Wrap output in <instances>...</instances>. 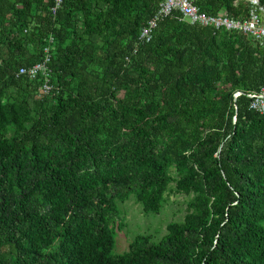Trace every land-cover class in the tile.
<instances>
[{
	"label": "trees",
	"instance_id": "trees-1",
	"mask_svg": "<svg viewBox=\"0 0 264 264\" xmlns=\"http://www.w3.org/2000/svg\"><path fill=\"white\" fill-rule=\"evenodd\" d=\"M162 1L0 0V264H264V46L179 11L141 41ZM46 47L41 94L17 73ZM173 182L183 220L116 253L120 204L159 214Z\"/></svg>",
	"mask_w": 264,
	"mask_h": 264
},
{
	"label": "built area",
	"instance_id": "built-area-1",
	"mask_svg": "<svg viewBox=\"0 0 264 264\" xmlns=\"http://www.w3.org/2000/svg\"><path fill=\"white\" fill-rule=\"evenodd\" d=\"M54 1L52 13L53 15H56L62 7L64 0ZM250 3L252 6L250 18L241 20L229 16L226 12H222L219 15H209L202 12L192 0H163L159 4L155 15L142 29L140 40L145 42L150 41L159 22L172 14L174 11H179L183 15L184 19L192 24L198 23L204 26H214L217 29L226 28L227 30L247 32L264 46V21L262 19L264 7L260 5L259 0H250ZM50 41H54L52 36ZM50 61V47H46L45 57L43 60L38 61L31 66L20 67L17 75H27L30 79H35L41 74L44 75L46 77V81L41 86L40 93L49 94L53 90V85L50 83L49 78L51 75V68L49 67ZM249 96L253 99L251 107L261 113H264V87L260 92L249 93Z\"/></svg>",
	"mask_w": 264,
	"mask_h": 264
},
{
	"label": "rangeland",
	"instance_id": "rangeland-1",
	"mask_svg": "<svg viewBox=\"0 0 264 264\" xmlns=\"http://www.w3.org/2000/svg\"><path fill=\"white\" fill-rule=\"evenodd\" d=\"M176 183H171L170 190L166 194V201L159 214L145 213L142 205L134 198L120 204L125 227L118 230L115 252L128 250L134 236L142 233L149 234L154 240H159L167 233V225L172 221L183 220L188 212V200L192 196L175 190Z\"/></svg>",
	"mask_w": 264,
	"mask_h": 264
}]
</instances>
